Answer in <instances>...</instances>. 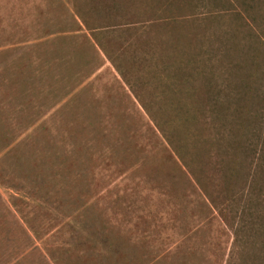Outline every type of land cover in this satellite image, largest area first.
<instances>
[{"label":"rangeland","instance_id":"obj_1","mask_svg":"<svg viewBox=\"0 0 264 264\" xmlns=\"http://www.w3.org/2000/svg\"><path fill=\"white\" fill-rule=\"evenodd\" d=\"M0 264H264V0H0Z\"/></svg>","mask_w":264,"mask_h":264}]
</instances>
